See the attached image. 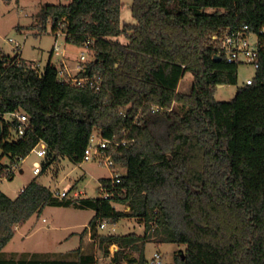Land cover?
<instances>
[{
    "label": "trees",
    "instance_id": "obj_1",
    "mask_svg": "<svg viewBox=\"0 0 264 264\" xmlns=\"http://www.w3.org/2000/svg\"><path fill=\"white\" fill-rule=\"evenodd\" d=\"M121 10L122 0H67L45 4L36 18L41 31L51 22L68 43L90 41L94 58L78 75L96 76L98 90L59 80L51 58L40 71L20 52L0 51V115L19 110L29 120L16 136L20 123L2 117L0 177L12 179L13 164L41 141L43 170L60 156L80 162L91 130L127 141L115 154L125 169L120 182L100 180L107 198L61 199L36 179L15 198L0 189V264H94L83 247L89 232L105 252L118 246L111 264H150L149 242L185 245L170 264H264V0H133L136 23L123 26ZM241 29L259 37V65L252 84L219 101L216 86L237 84L239 64L215 58V37ZM121 35L127 43L113 39ZM186 72L192 88L178 91ZM46 206L94 210L79 247L5 251L17 226ZM124 218L144 224V233L97 232L102 221Z\"/></svg>",
    "mask_w": 264,
    "mask_h": 264
},
{
    "label": "rangeland",
    "instance_id": "obj_2",
    "mask_svg": "<svg viewBox=\"0 0 264 264\" xmlns=\"http://www.w3.org/2000/svg\"><path fill=\"white\" fill-rule=\"evenodd\" d=\"M133 0H122L121 26L128 23H136L132 14ZM47 3H67V0H0V51L7 55H15L20 52L21 57L36 66L40 71L44 70L50 61L57 67L64 60L68 64L77 66L80 54L85 52L88 60L94 58L95 52L83 46H77L66 41L62 31L52 32L51 22L46 24V30L41 31L37 24V15ZM12 39L15 42H11ZM121 43H127L125 35L114 37ZM59 47L60 54H51L54 46ZM19 49V50H17ZM256 74V67L250 63L240 64L238 67L237 84H224L216 86L214 96L219 101H230L235 96L238 88L245 85L247 78ZM193 75L186 72L178 86V91L190 92L193 84ZM2 149L0 147V154ZM40 164L44 159L39 158L32 151L26 158L18 162L19 168L14 177L9 179L3 173L0 177V189L8 196L15 197L34 178L38 182L50 187L55 193L57 189H65L75 185V189L84 191V197H101L100 180L103 177L113 175L112 171L104 166H99L94 161L74 162L68 156L58 157L49 168L40 174L34 173V162ZM2 164H10L8 157H3ZM15 165V164H13ZM120 166V165H119ZM123 168V167H122ZM120 167V169H122ZM125 171V169L123 168ZM121 210L129 211L128 206L116 204ZM94 210L81 209L74 206H46L41 213L32 215L25 223L18 225L14 237L6 244L7 252H53L64 254L77 249L81 244V233L89 225L94 216ZM100 225V224H99ZM115 227V230L111 228ZM140 227L142 229H140ZM144 224L134 218L121 219L116 224L108 223L106 228L98 226V233H118L144 231ZM89 251H93L94 264H111L112 257L117 251V245H111L105 252L100 248L97 238L90 233ZM185 245L164 243L157 245L149 242L145 248V256L150 260L156 252L161 255L162 264H170L176 261V257H184ZM87 251V250H86ZM137 257V252H132Z\"/></svg>",
    "mask_w": 264,
    "mask_h": 264
},
{
    "label": "built area",
    "instance_id": "obj_3",
    "mask_svg": "<svg viewBox=\"0 0 264 264\" xmlns=\"http://www.w3.org/2000/svg\"><path fill=\"white\" fill-rule=\"evenodd\" d=\"M264 32V29H263ZM216 40L219 41L218 52L216 56L220 58L223 57L229 63H250L253 64L256 69L258 68V58H259V49H260V41L259 37L252 33L248 32L245 29L237 30V31H229L223 35H217L215 37ZM11 42H15L10 39ZM16 43V42H15ZM84 46L91 51L90 41H87ZM19 50V49H17ZM53 53L56 55L60 54L59 47L57 45L53 48ZM88 61L86 54L84 51L80 54V59L78 60L77 66L75 68H71L64 60L61 61V65L57 67V76L58 79L64 82H71L80 87H91L92 89L98 90L101 86L100 81L96 76H79L78 73L84 70L83 63ZM253 77L247 78L245 81V85H250L253 83ZM165 108L159 105H153L152 111H164ZM1 116V115H0ZM5 120L13 121L17 120L20 125L16 130V136H21L25 129L29 126L28 116L23 111H14L9 112L2 115ZM126 140H116L114 138H107L102 133L97 130H91L84 138L83 143L81 145L82 150V160L80 162H88L94 161L99 166H104L110 169L113 173L109 178L112 179L113 183L120 182L122 175L125 173L121 164H119L115 159V154L118 151L119 147L122 145H126ZM33 151L36 152V155L44 159V162L47 160L48 156V146L44 141H41ZM43 162V163H44ZM43 163L40 164L38 161L34 162V173L40 174L43 170ZM120 165V166H119ZM120 167L122 169H120ZM19 168L18 163L13 165L12 169L9 173H15V171ZM7 176V175H6ZM100 190L102 192V197L110 196V189L104 186L100 182ZM84 191H79L77 189H73L72 185L66 187L65 189H57L55 191V195L59 198H69V199H77L82 198ZM108 220H104L100 223L101 228H106ZM115 230V227L111 228ZM150 264H162L161 255L159 252H156L154 256L149 260Z\"/></svg>",
    "mask_w": 264,
    "mask_h": 264
},
{
    "label": "crops",
    "instance_id": "obj_4",
    "mask_svg": "<svg viewBox=\"0 0 264 264\" xmlns=\"http://www.w3.org/2000/svg\"><path fill=\"white\" fill-rule=\"evenodd\" d=\"M67 63V62H66ZM68 64V63H67ZM71 68H74V65L72 66V64H68ZM36 67V66H35ZM34 179H36L37 180V178H34ZM38 181V180H37ZM25 187V186H24ZM50 188V187H49ZM51 189V188H50ZM22 191V190H21ZM20 193V192H19ZM18 193V194H19ZM17 194V195H18ZM11 197V196H10ZM15 197H17V196H15ZM15 197H11V198H15ZM140 229H142L141 227H140ZM144 231H145V228H144ZM144 231H139L137 234H140V235H142L143 233H144ZM129 233V232H128ZM86 238L87 239H90V232L88 233V235L86 236Z\"/></svg>",
    "mask_w": 264,
    "mask_h": 264
},
{
    "label": "water",
    "instance_id": "obj_5",
    "mask_svg": "<svg viewBox=\"0 0 264 264\" xmlns=\"http://www.w3.org/2000/svg\"><path fill=\"white\" fill-rule=\"evenodd\" d=\"M215 58L220 59L219 56H216ZM219 86H222V85H219ZM2 132H3V125H2V117L0 116V140L2 138Z\"/></svg>",
    "mask_w": 264,
    "mask_h": 264
}]
</instances>
